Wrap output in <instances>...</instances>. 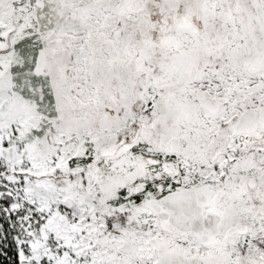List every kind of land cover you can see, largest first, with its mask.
Returning a JSON list of instances; mask_svg holds the SVG:
<instances>
[{
  "label": "snow or ice",
  "instance_id": "1",
  "mask_svg": "<svg viewBox=\"0 0 264 264\" xmlns=\"http://www.w3.org/2000/svg\"><path fill=\"white\" fill-rule=\"evenodd\" d=\"M0 264H264V0H0Z\"/></svg>",
  "mask_w": 264,
  "mask_h": 264
}]
</instances>
